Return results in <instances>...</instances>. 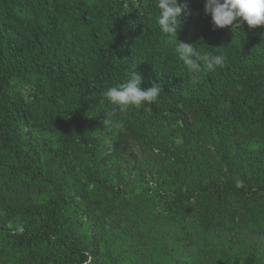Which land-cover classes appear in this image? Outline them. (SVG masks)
Returning <instances> with one entry per match:
<instances>
[{
  "label": "trees",
  "instance_id": "trees-1",
  "mask_svg": "<svg viewBox=\"0 0 264 264\" xmlns=\"http://www.w3.org/2000/svg\"><path fill=\"white\" fill-rule=\"evenodd\" d=\"M187 2L215 71L156 0H0V264H264V26ZM134 70L161 94L121 111Z\"/></svg>",
  "mask_w": 264,
  "mask_h": 264
},
{
  "label": "clouds",
  "instance_id": "clouds-1",
  "mask_svg": "<svg viewBox=\"0 0 264 264\" xmlns=\"http://www.w3.org/2000/svg\"><path fill=\"white\" fill-rule=\"evenodd\" d=\"M156 7L159 9L157 23L161 33L176 37L178 43L175 50L190 71L199 73L203 67L211 72L223 66L222 55L201 53L194 44L178 39L179 18L189 14L187 0L183 3L181 0H156ZM204 10L211 14L213 24L217 28L244 26L245 22L249 28L264 26V0H206ZM145 79L142 73L134 70L126 82L109 87L103 95L121 111L129 106L152 104L160 97L161 88L157 83H152L151 87H143ZM108 122L107 113V119L103 123Z\"/></svg>",
  "mask_w": 264,
  "mask_h": 264
},
{
  "label": "rangeland",
  "instance_id": "rangeland-1",
  "mask_svg": "<svg viewBox=\"0 0 264 264\" xmlns=\"http://www.w3.org/2000/svg\"><path fill=\"white\" fill-rule=\"evenodd\" d=\"M22 94L25 96V92H23ZM52 141H54V140L52 139ZM55 143H56V142H54V144H55Z\"/></svg>",
  "mask_w": 264,
  "mask_h": 264
}]
</instances>
